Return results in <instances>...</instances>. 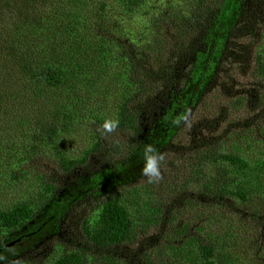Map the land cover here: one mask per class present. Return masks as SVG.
Listing matches in <instances>:
<instances>
[{"label": "trees", "instance_id": "1", "mask_svg": "<svg viewBox=\"0 0 264 264\" xmlns=\"http://www.w3.org/2000/svg\"><path fill=\"white\" fill-rule=\"evenodd\" d=\"M150 142L163 179L118 180ZM78 184L35 262L246 264L242 226L264 264V0H0V256Z\"/></svg>", "mask_w": 264, "mask_h": 264}, {"label": "rangeland", "instance_id": "2", "mask_svg": "<svg viewBox=\"0 0 264 264\" xmlns=\"http://www.w3.org/2000/svg\"><path fill=\"white\" fill-rule=\"evenodd\" d=\"M236 53L240 56L242 54L241 50L235 49V52L231 53V55L235 56ZM234 67H236V66H234ZM242 86L243 87L247 86V82H246L245 78H241L240 80H238V84L236 87H239V89H240V87H242ZM203 118H204V121H203ZM203 118L199 117V120L201 119L200 123L204 124V127H205L210 117L205 116ZM192 120H193V125H194L196 123V121L194 118H192ZM83 139L84 138H75V139L70 140L67 143L66 147L68 148V150H70L73 153V157H77L78 151L80 149L84 148V140ZM148 144H151V142ZM142 153H143V148L139 151V153L136 154L134 162L131 164L129 170L122 177L118 178V180H128V179H131L133 177H137L141 173L142 167H143ZM29 166L33 168V173L30 174L29 181L30 182L36 181L37 176L39 175V172L42 170V167H40L38 165L31 166L30 164H29ZM43 175H44V172H41L40 176H43ZM40 179L38 178L37 181H39ZM83 185H85V183ZM83 185H81V184L75 185L69 191L64 192L59 201H57L55 204H53L51 207H49L36 221H34L30 225V227L25 228L26 230L23 233V235H26V236L35 232L37 229H39L36 231L35 235L33 237H31L30 240H26V242H23V243L19 244L18 246L11 248L9 252L4 253L5 255L0 256V260L5 259L3 261H5L7 263L13 262V261L16 262L17 260H19V261H22L23 264H39V263L35 262V260H39V258L41 257L40 253H38L35 250L36 244L40 243V242H44L45 243L44 246H49L50 249H52L53 246H56L51 241H50V244H47L48 237L50 238L55 233L54 230L56 229L57 221H55L54 214L56 215L57 212H59L61 209L63 211V208L73 198H75L77 196V194L83 189ZM79 220H80V217L78 218L77 221L72 223L73 215H70L68 220L65 223H63V226L60 228L63 230V234L65 237H74L76 235L73 232V230H76L74 228L76 226L78 229ZM236 229H239L237 232L238 236H234L232 248L235 250L234 251L235 254L240 256L246 264H253V255H252L253 252H251V250H249V244H248L250 237L246 238V234L242 230V229H245L244 227L237 226ZM230 231L232 232L231 234L234 235V232H235V235H236V231H235V229H233V226H232V229H230ZM67 233H69V234H67ZM56 240H58V239H56ZM32 248H34V249H32ZM34 250H35V252H33ZM86 251H88L87 248H86ZM16 254H18L16 256V258L11 260L12 257ZM119 254H121V253H119ZM114 264H124V263L123 262H117ZM133 264H137V263H133Z\"/></svg>", "mask_w": 264, "mask_h": 264}, {"label": "clouds", "instance_id": "3", "mask_svg": "<svg viewBox=\"0 0 264 264\" xmlns=\"http://www.w3.org/2000/svg\"><path fill=\"white\" fill-rule=\"evenodd\" d=\"M190 118V113H185L174 121L176 124L181 122L187 124ZM119 127V120L117 118H109L102 124V129L106 133H112ZM143 167L142 175L147 178L148 183H157L163 179L162 162L165 157L160 150L153 144H145L143 146Z\"/></svg>", "mask_w": 264, "mask_h": 264}]
</instances>
